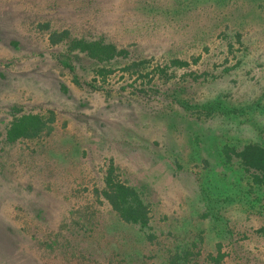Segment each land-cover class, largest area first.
<instances>
[{
  "label": "rangeland",
  "instance_id": "obj_1",
  "mask_svg": "<svg viewBox=\"0 0 264 264\" xmlns=\"http://www.w3.org/2000/svg\"><path fill=\"white\" fill-rule=\"evenodd\" d=\"M237 1L0 0V264H150L194 241L264 264V182L223 152L264 144V0ZM172 58L192 65L152 76ZM23 115L41 129L11 141ZM110 171L151 205L154 243L103 201Z\"/></svg>",
  "mask_w": 264,
  "mask_h": 264
},
{
  "label": "trees",
  "instance_id": "obj_2",
  "mask_svg": "<svg viewBox=\"0 0 264 264\" xmlns=\"http://www.w3.org/2000/svg\"><path fill=\"white\" fill-rule=\"evenodd\" d=\"M238 0L236 3L238 6H243L245 0ZM247 8L258 7V6H249V3H246ZM242 8V7H241ZM245 11V10H244ZM237 35L240 37L241 33L237 32ZM240 40V38H239ZM74 46L78 47L82 51H87L89 55L98 60L99 62H111L112 59L118 55L127 54L126 49H119L114 43H107L104 41H88L86 39L77 40L74 42ZM243 56V55H242ZM201 61V56L194 58L193 63L197 64ZM144 61L140 60L134 62L135 66L133 70L136 71V74L139 76L149 75V72L144 71ZM192 64L188 60H181L179 58H172L170 61L159 63L156 65L153 70L154 75H159L161 78H171L172 68H181L186 66H191ZM109 73L112 70L100 69L99 74H105L104 72ZM191 73L190 75H192ZM199 76H196V79ZM167 78V79H169ZM177 103L180 104L184 110L191 109L192 105L189 104L186 99H176ZM221 104V103H220ZM246 107L240 109L233 108V112L241 115ZM205 109L208 110L209 116L214 115L213 117L219 116L222 113L227 112L222 105L215 106L214 103L211 105H206ZM199 113V111H196ZM43 122L40 116L38 115H23L15 119L11 125V128L8 130V136L11 141L16 140L20 137H33L41 129ZM223 152L228 161L233 160L239 162L248 175L252 178L253 182L256 184H261L264 182V144L259 142L247 143L244 146L240 147L237 145H225ZM112 171L107 173L106 176V185L103 190L104 202L110 206L112 210L118 214L121 219L129 224H137L141 229L145 230L149 228L151 230L149 238L151 242L154 243L155 234L152 232V208L151 205L147 204L142 200L140 194L137 190L129 186L124 181L114 180L112 176ZM12 230V229H11ZM14 230V229H13ZM203 241V239H201ZM161 241H159V244ZM218 246H222L219 244ZM201 244L198 241H194L191 244H177L173 246V243L168 242L164 243L155 253L152 252L151 257L155 258V261L150 264H231V259L225 252L219 249L217 252H210L206 256H202ZM147 261V260H146Z\"/></svg>",
  "mask_w": 264,
  "mask_h": 264
}]
</instances>
